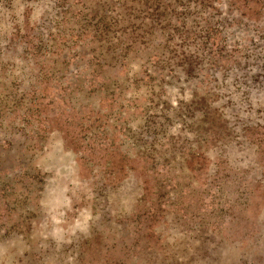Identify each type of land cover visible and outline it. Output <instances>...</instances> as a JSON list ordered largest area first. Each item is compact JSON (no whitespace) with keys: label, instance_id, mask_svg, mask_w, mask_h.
I'll list each match as a JSON object with an SVG mask.
<instances>
[{"label":"rangeland","instance_id":"rangeland-1","mask_svg":"<svg viewBox=\"0 0 264 264\" xmlns=\"http://www.w3.org/2000/svg\"><path fill=\"white\" fill-rule=\"evenodd\" d=\"M0 264H264V0H0Z\"/></svg>","mask_w":264,"mask_h":264}]
</instances>
